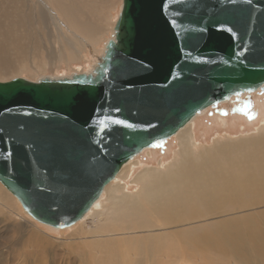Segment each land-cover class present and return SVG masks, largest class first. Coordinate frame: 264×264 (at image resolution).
<instances>
[{
	"label": "water",
	"instance_id": "water-1",
	"mask_svg": "<svg viewBox=\"0 0 264 264\" xmlns=\"http://www.w3.org/2000/svg\"><path fill=\"white\" fill-rule=\"evenodd\" d=\"M113 31L91 72L0 80V183L40 225L73 226L134 156L264 91V0H122Z\"/></svg>",
	"mask_w": 264,
	"mask_h": 264
},
{
	"label": "bare ground",
	"instance_id": "bare-ground-1",
	"mask_svg": "<svg viewBox=\"0 0 264 264\" xmlns=\"http://www.w3.org/2000/svg\"><path fill=\"white\" fill-rule=\"evenodd\" d=\"M21 1L25 9L33 10V12L31 14L30 11L29 14L27 12L26 16L29 20L23 15L25 12L22 13L19 10L21 13H15L19 14V21L23 23L32 21V24H37L36 27L41 30L40 34L42 35L39 39H47V42L51 44V48L47 49L49 57H46L48 58L46 63L40 61L35 65H27L26 63H29L30 60H22L19 61V65H16L13 62V56L19 54L21 57V53H19L21 49L15 46L12 47L10 44L15 45L13 41L20 37L16 36V40H12L14 38L13 31L1 30L0 73L20 71L23 68L30 71L34 67L55 69L62 62L65 63L64 65H69L70 61L73 60L81 62L84 57L83 50L89 44L95 42L99 37V33L105 28L103 26V20L106 16L104 14V11H106L104 3L108 0ZM0 2L4 4L1 0ZM83 8L85 9L83 10ZM102 9L104 10L102 11ZM4 13L1 12V14ZM31 17L35 20H32ZM39 19L52 24L66 22L75 24L80 28L82 34H72L70 43L59 46L61 41L55 39L52 32L47 29L46 25L41 24ZM114 23L107 40L113 37ZM59 35L63 37L64 34L59 31ZM107 40L104 41L100 54L95 59L93 58V63L88 68L86 67L82 71H71L69 74H44L39 78H58L75 73L91 72L102 56ZM11 55H13L12 58ZM31 58L32 60L36 59V56L33 55ZM31 64H34V62ZM25 66L29 68L27 69ZM256 92L264 93L260 90ZM231 99L225 102H230ZM207 109L193 118L201 115ZM192 119L172 136L176 139L177 147L173 151L169 163L162 165L160 162L159 167H144L132 177L131 182L138 186L133 193L126 191L125 183L118 181L121 180L123 175L128 176L132 168L139 163L136 157L143 154L146 149H153L154 147L144 149L140 154L123 164L112 179L113 181L111 180L104 186L100 197L86 214L88 216L94 210L95 216L102 221L99 226L92 228L91 238L94 239L92 244L95 247L103 245L105 240L101 238L98 244H96V240L105 235L118 236V234L123 233L120 232L122 228L130 230L138 227H150L152 221L147 220L150 219V216L159 221L161 225L166 226L181 224L184 221L187 222V220L225 215L215 223L205 224L203 230H201L202 228H191L167 235L178 238L180 241L172 244L170 249L162 250L164 252L161 251L159 254L151 255L149 257L150 261L145 260L144 262L148 263L144 264H186L184 263L185 256L202 258L206 264H264V209L251 211V209H256L255 207L264 204V133L254 138L247 136L235 138L233 141L227 140L215 144L211 148L204 146L196 151L195 148L198 147V142L196 143L192 129ZM261 129H264L263 125ZM6 200L0 195V208L25 226L28 223L26 219L28 215L26 213H24L26 216L19 214L18 208V211H14L12 203ZM103 200L107 202L104 209H96L101 206ZM242 210L246 213L240 214L243 212ZM86 215L82 220L87 217ZM128 224H131V226ZM9 230V226L4 228L5 233ZM165 237V235L153 236V240L159 244L158 247H161V249L164 246L162 243ZM6 239L7 237L4 238V240ZM2 243L6 244L5 241ZM122 264L130 263L124 260Z\"/></svg>",
	"mask_w": 264,
	"mask_h": 264
},
{
	"label": "rangeland",
	"instance_id": "rangeland-1",
	"mask_svg": "<svg viewBox=\"0 0 264 264\" xmlns=\"http://www.w3.org/2000/svg\"><path fill=\"white\" fill-rule=\"evenodd\" d=\"M1 1L4 4H1L0 2V31H13L14 38L12 40H16V36L20 37L17 38L19 42L17 40L13 41L15 45L12 43L10 44L12 47L15 46L18 47V49H21L19 51L21 57L19 54H16L17 57L11 55V58L12 56L15 58H13V62L16 65H19V61L22 60H30L29 63H26L27 65H35V63L40 61L46 63L48 59L46 57H49L48 50L51 48V44L47 42V39H39L42 35L40 34L41 30L36 27L37 24H32V21H30L31 23L24 22L25 24L19 21L20 17L18 13L25 12L23 15L27 18V12L29 14L30 11L31 14L33 10L25 9L21 0ZM120 3V0H108L104 3V9L106 10L104 11V14H106V16L103 20V26H105V28L99 33L98 39L92 44H89L83 50L84 57L81 62L73 60L70 61L69 65H64L65 63L62 62L61 65L55 69H40L39 67H34V70L32 69L30 71H26L25 68L20 71H9L6 73H0V80H9L16 76L29 80H36L44 74H69L71 71H82V69L84 70L86 67L88 68L90 64L93 63V58L95 59L98 54H100L104 41L109 38L108 35L112 30L114 20L120 8ZM84 9L85 8H83V10ZM104 9H102V11ZM1 12H5V15L1 14ZM8 13L13 15L10 16ZM13 17L15 18L12 19ZM32 20L35 19L32 18ZM39 21L41 24L46 25L47 29L52 32L55 39L61 41L59 46L70 43L72 34H82L80 28L72 23L66 22L52 24L42 19H39ZM59 31L63 32V37L59 35ZM33 55L36 56V59H33L34 61L31 58ZM32 62H34V64H31ZM25 67H27V69L29 68L28 66ZM262 125L264 126V93L255 92L234 97L230 102L221 103L217 106L211 107L201 115L192 119V129L195 134L196 143L198 142V147H196L195 150L198 151L199 148L204 146L211 148L215 144L227 140L233 141V139L239 137L248 136L254 138L261 133H264V129H261ZM176 144V139L172 137L171 139L156 145L153 149H146L143 154L136 157L139 163L132 168L128 176H125L126 174L123 175L118 182L125 183L126 191L133 193L138 186L131 182L132 177L144 167H159L160 162L162 165L169 163L172 159L173 151L177 147ZM0 195L4 199H7L6 201L9 203H12V209L14 211L19 210V214L25 215L19 202L1 183ZM105 204H107V202L103 200L101 204L102 208L101 206H98L96 209L103 210ZM255 208L256 209L253 210L251 209V211L264 209V204ZM242 211L243 212L240 214L246 213V211ZM224 216L225 215H219L217 217L210 216L204 219H196L197 221L187 220V222L184 221L181 224L166 226L161 225L159 221L150 216V219H147L150 220V222L152 221L150 227H138L130 230L122 228L120 232L123 233L118 234V236H101L96 240V244H98L101 238L105 240L104 244L95 247L92 244L94 239L91 238V235L93 234L92 228L94 226H99L102 221H100V219L98 220V217L95 216L94 210H92L85 219H81L73 226L57 230L40 225L28 216H26L28 223H26L25 226L22 223L21 225L19 221L17 222L11 215H7L4 209L0 208V264H122L124 260L130 264H144L150 261L149 257H151V255L159 254L165 249L168 250L171 248L172 244H176L180 241L178 238H173L167 235H171V233H174L175 231L189 230L191 228H202L201 230H203L205 224L208 225L215 223ZM6 222H8V224H6ZM128 222H130V220H128ZM128 225L131 226V224ZM6 226H9L10 230L5 233L4 228ZM163 235L166 237L162 243L164 246L161 249V247H158L159 244L153 240V236ZM2 236L4 238L7 237V239L4 240ZM170 239L171 241H169ZM3 241L6 242L5 245L2 243ZM149 247H151L154 252ZM185 257L184 263L186 264H206L205 260L202 258ZM145 260L148 262H144Z\"/></svg>",
	"mask_w": 264,
	"mask_h": 264
},
{
	"label": "snow or ice",
	"instance_id": "snow-or-ice-1",
	"mask_svg": "<svg viewBox=\"0 0 264 264\" xmlns=\"http://www.w3.org/2000/svg\"><path fill=\"white\" fill-rule=\"evenodd\" d=\"M164 7H166L167 5H163ZM173 23H175V20H173ZM116 111H119V109H116ZM107 119L108 118H105V119H101L98 121V124L101 126V128H104V127H107ZM112 123H115V124H124L125 121L123 120H119V119H116V120H112L111 121ZM131 125H129L130 127Z\"/></svg>",
	"mask_w": 264,
	"mask_h": 264
}]
</instances>
